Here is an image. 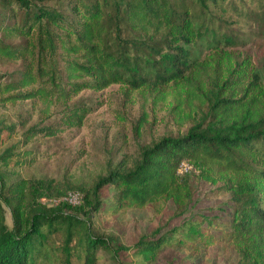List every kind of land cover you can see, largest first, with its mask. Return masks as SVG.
<instances>
[{
  "label": "trees",
  "instance_id": "trees-1",
  "mask_svg": "<svg viewBox=\"0 0 264 264\" xmlns=\"http://www.w3.org/2000/svg\"><path fill=\"white\" fill-rule=\"evenodd\" d=\"M226 1L0 0L6 11L0 22V60L24 61L16 78L0 77V103L33 100L41 103L45 116L60 105L59 122L27 133L28 141L80 128L91 109L68 104L85 91L119 85L126 99L137 93L152 108L168 106L176 127L190 125L186 133L159 139L141 152L131 170L110 172L97 182L92 197L109 185L115 192L113 214L169 201L183 212L193 196L191 177L222 183L233 204L225 242L240 264H264V84L248 58L237 62L230 52L216 48L195 60L186 48L208 30L203 19L210 6ZM220 36V42L230 43L229 35ZM6 38L25 42L11 44ZM146 120L144 114L137 134ZM12 158L1 155L0 164L8 166ZM182 161L196 173L179 176ZM18 162L23 161L12 164ZM37 194L27 180L5 185L0 176V264H38L46 257L50 234L58 230L64 233L67 256L69 244L79 237L75 245L82 264H95L100 249L115 259L119 251H133L140 264H151L175 239L196 254L219 243L211 220L201 217L157 238L155 233L141 235L132 246L122 247L90 234L87 219L99 210V199L85 194L72 207V216L60 208L29 209L25 197ZM4 206L12 220L9 229Z\"/></svg>",
  "mask_w": 264,
  "mask_h": 264
},
{
  "label": "rangeland",
  "instance_id": "rangeland-1",
  "mask_svg": "<svg viewBox=\"0 0 264 264\" xmlns=\"http://www.w3.org/2000/svg\"><path fill=\"white\" fill-rule=\"evenodd\" d=\"M208 13L211 19L208 20V15L203 19L208 30L202 31L193 44L186 46L191 58L205 59L216 48L230 52L237 62L248 58L264 84V2L227 0L220 7L210 6ZM3 16L6 11L0 5V22ZM222 33L231 37L230 43L220 42ZM5 41L11 44L25 42L19 38H6ZM23 66L22 60H0V77H4L3 80L16 78ZM77 104L91 109L80 128L53 138L36 136L28 141L27 133L59 122L60 105L54 104L45 116L41 103L33 100L13 105L0 103V156L13 157L8 166L0 164V176L5 185L24 179L38 189L37 198L25 197L29 209L50 211L60 208L63 214L75 216V209L64 201L67 193L78 192L83 197L88 193L92 199L99 180L115 170H131L139 162L143 150L163 137H182L190 126L176 127L166 105L152 108L149 101L137 93L126 99L119 85L99 92H82L68 105ZM144 114L147 120L137 134L136 126ZM24 151L28 156L20 158ZM14 161L23 162L12 164ZM191 181L192 200L183 212H176L169 201L113 214L115 192L111 186L104 185L93 198L100 200V208L96 213L91 211L87 219L90 234L130 247L141 235L155 233L157 238L189 219L203 217L211 220V233L219 239L217 245L196 254L188 247L178 246L175 239L151 264H240L236 253L224 240L229 232L233 207L230 192L222 183L212 185L195 176ZM3 210L4 224L9 229L12 226L10 212L5 206ZM78 238H73L69 244L71 254L67 256L63 231H53L48 238L46 257L38 264H82L83 255L78 253L75 245ZM95 264H140V259L133 251H119L115 259L100 249Z\"/></svg>",
  "mask_w": 264,
  "mask_h": 264
},
{
  "label": "built area",
  "instance_id": "built-area-1",
  "mask_svg": "<svg viewBox=\"0 0 264 264\" xmlns=\"http://www.w3.org/2000/svg\"><path fill=\"white\" fill-rule=\"evenodd\" d=\"M190 173H196L195 168L188 162L182 161L178 165L177 174L179 176L190 174ZM83 199V196L78 192H69L64 197V201L69 206L75 207L78 206Z\"/></svg>",
  "mask_w": 264,
  "mask_h": 264
}]
</instances>
